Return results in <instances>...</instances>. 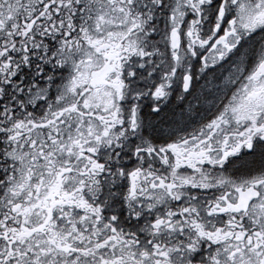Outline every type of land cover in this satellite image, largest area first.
Instances as JSON below:
<instances>
[{"label":"snow or ice","instance_id":"6c2138e0","mask_svg":"<svg viewBox=\"0 0 264 264\" xmlns=\"http://www.w3.org/2000/svg\"><path fill=\"white\" fill-rule=\"evenodd\" d=\"M0 264H264V0H0Z\"/></svg>","mask_w":264,"mask_h":264}]
</instances>
